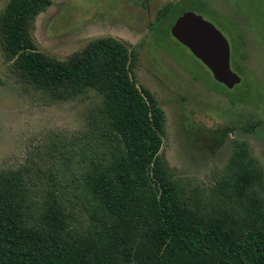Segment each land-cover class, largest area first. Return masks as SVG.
I'll return each instance as SVG.
<instances>
[{"label": "trees", "instance_id": "obj_1", "mask_svg": "<svg viewBox=\"0 0 264 264\" xmlns=\"http://www.w3.org/2000/svg\"><path fill=\"white\" fill-rule=\"evenodd\" d=\"M52 4L9 0L0 14L6 52L39 90L56 99L94 90L103 105L84 139L61 146L43 191L27 165L0 171V264H264L263 173L246 159L249 145L235 143L229 166L238 216L192 208L160 158L164 114L131 77L136 52L102 38L66 61L47 57L30 31ZM175 10L169 4L157 21ZM262 124L249 115L230 129Z\"/></svg>", "mask_w": 264, "mask_h": 264}, {"label": "rangeland", "instance_id": "obj_2", "mask_svg": "<svg viewBox=\"0 0 264 264\" xmlns=\"http://www.w3.org/2000/svg\"><path fill=\"white\" fill-rule=\"evenodd\" d=\"M8 2L0 0V14ZM171 3L176 10L157 21L156 15ZM185 12L202 16L229 40L231 67L242 77L240 85L227 89L218 83L172 37V21ZM30 33L40 52L59 61L97 39L127 44L138 59L132 79L163 111L159 155L181 198L192 208L238 216L240 207L228 185L239 142L249 145L246 159L252 169L263 173L258 190L264 202V0H53ZM102 105L94 90L56 99L35 87L6 52L0 25V171L27 165L34 187L43 191L48 180L43 172L56 169L61 146L78 144L91 132ZM249 115L260 118L262 127L230 129Z\"/></svg>", "mask_w": 264, "mask_h": 264}, {"label": "water", "instance_id": "obj_3", "mask_svg": "<svg viewBox=\"0 0 264 264\" xmlns=\"http://www.w3.org/2000/svg\"><path fill=\"white\" fill-rule=\"evenodd\" d=\"M171 35L209 69L218 83L227 89L242 83V77L231 67L229 40L214 24L194 12H185L171 27Z\"/></svg>", "mask_w": 264, "mask_h": 264}]
</instances>
